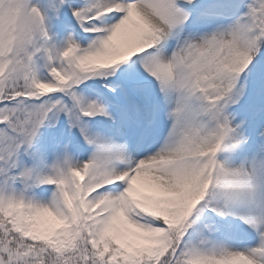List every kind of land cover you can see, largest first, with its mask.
Here are the masks:
<instances>
[{
  "label": "snow or ice",
  "instance_id": "obj_1",
  "mask_svg": "<svg viewBox=\"0 0 264 264\" xmlns=\"http://www.w3.org/2000/svg\"><path fill=\"white\" fill-rule=\"evenodd\" d=\"M262 49L264 0H0V264H264Z\"/></svg>",
  "mask_w": 264,
  "mask_h": 264
},
{
  "label": "rangeland",
  "instance_id": "obj_2",
  "mask_svg": "<svg viewBox=\"0 0 264 264\" xmlns=\"http://www.w3.org/2000/svg\"><path fill=\"white\" fill-rule=\"evenodd\" d=\"M53 25V31L57 32L60 21H54ZM62 36V32L58 33V38ZM261 54L264 55V49ZM250 81L246 95L228 110L234 116L233 126L243 121L238 129L243 139L235 145L232 139H225L216 154V159L227 167H238L241 164L248 167L254 159H264V135H261L264 133V88L259 79Z\"/></svg>",
  "mask_w": 264,
  "mask_h": 264
},
{
  "label": "clouds",
  "instance_id": "obj_3",
  "mask_svg": "<svg viewBox=\"0 0 264 264\" xmlns=\"http://www.w3.org/2000/svg\"><path fill=\"white\" fill-rule=\"evenodd\" d=\"M239 167V166H238Z\"/></svg>",
  "mask_w": 264,
  "mask_h": 264
},
{
  "label": "trees",
  "instance_id": "obj_4",
  "mask_svg": "<svg viewBox=\"0 0 264 264\" xmlns=\"http://www.w3.org/2000/svg\"><path fill=\"white\" fill-rule=\"evenodd\" d=\"M251 82V81H250Z\"/></svg>",
  "mask_w": 264,
  "mask_h": 264
}]
</instances>
